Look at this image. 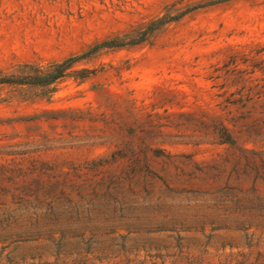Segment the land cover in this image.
<instances>
[{"label":"rangeland","instance_id":"374dc122","mask_svg":"<svg viewBox=\"0 0 264 264\" xmlns=\"http://www.w3.org/2000/svg\"><path fill=\"white\" fill-rule=\"evenodd\" d=\"M64 61L0 84V250L38 220L49 261L264 252V0H0V77Z\"/></svg>","mask_w":264,"mask_h":264},{"label":"trees","instance_id":"16d2710c","mask_svg":"<svg viewBox=\"0 0 264 264\" xmlns=\"http://www.w3.org/2000/svg\"><path fill=\"white\" fill-rule=\"evenodd\" d=\"M166 22V21H164ZM72 63V61H71ZM70 61H64L57 64L55 68L49 73H45L41 69H36V74L34 76L36 81H25V80H13L8 77H0L1 83H41V84H51L56 81L59 77L65 74V71L71 66ZM5 225L10 226L7 229L13 231L12 240L7 245H3L0 250V264H80L84 262L83 257L70 258L69 254L62 253V251L57 253H51L50 256L54 258L53 261L44 260L43 253H27L24 244L28 242H35L37 238H31L34 232H38V227L41 226L38 220H30L28 223H5ZM251 226L241 227L240 230H248ZM218 229V228H217ZM64 239V236L59 238L60 241ZM67 241V240H66ZM64 241V242H66ZM13 246L9 252L4 254L7 247ZM253 251L249 252H239L237 254H230L229 263L232 264H264V252H258L256 257L252 260Z\"/></svg>","mask_w":264,"mask_h":264}]
</instances>
